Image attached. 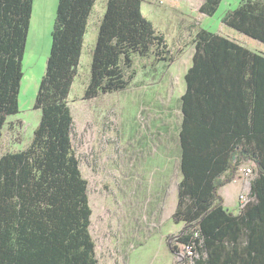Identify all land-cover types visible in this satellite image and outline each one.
Instances as JSON below:
<instances>
[{"label":"trees","instance_id":"obj_1","mask_svg":"<svg viewBox=\"0 0 264 264\" xmlns=\"http://www.w3.org/2000/svg\"><path fill=\"white\" fill-rule=\"evenodd\" d=\"M95 1L58 0L49 54L33 102V108L40 111L39 121L28 146L0 155V264L97 262L88 230L91 208L87 181L73 151V119L68 105ZM220 2L203 0L198 11L210 16ZM32 3L0 0V133L8 118L19 112ZM141 3L107 0L91 51L84 99L125 89L134 77L136 55L153 54L157 60L167 62L175 59L164 33L143 14ZM221 21L264 43V0H241L225 12ZM193 44L192 65L184 75L187 90L181 96V179L171 214L173 222H182L183 226L169 236L167 246L174 248L170 239L175 236L179 242H194L195 264H264L261 149L259 154L241 148L229 157L227 153L221 155L217 125L212 123L208 129L202 124L205 116L200 115L201 111L191 122L186 104L192 79H202L204 91L217 86L220 92L209 96L232 98L236 108L234 134H240V143L245 144L247 116L256 105L258 108L260 100L264 56L205 28L196 31ZM250 105L254 107L250 109ZM248 160L256 166L248 200L232 213L223 207L218 189L231 181L240 164Z\"/></svg>","mask_w":264,"mask_h":264},{"label":"rangeland","instance_id":"obj_2","mask_svg":"<svg viewBox=\"0 0 264 264\" xmlns=\"http://www.w3.org/2000/svg\"><path fill=\"white\" fill-rule=\"evenodd\" d=\"M240 1L221 0L207 16L198 11L203 0H142L143 14L164 33L175 59L167 62L153 54L136 55L134 77L125 89L84 99L91 51L107 2L95 1L68 105L73 119L72 147L87 181L88 230L95 243L96 264L172 262L167 239L179 232L171 214L181 179L182 72L198 28L230 32L221 20ZM57 2L33 0L19 112L1 130L0 155L28 146L39 121L40 111L33 108V102L49 54ZM241 181L240 192L248 195L249 184ZM236 207H240L238 202Z\"/></svg>","mask_w":264,"mask_h":264},{"label":"crops","instance_id":"obj_3","mask_svg":"<svg viewBox=\"0 0 264 264\" xmlns=\"http://www.w3.org/2000/svg\"><path fill=\"white\" fill-rule=\"evenodd\" d=\"M234 9V8H233ZM232 10V9H229ZM205 15V14H204ZM222 25L226 27L225 31H230L228 33L223 32H215L218 34H221L223 36H226L230 39L235 40L239 44L247 47L249 50L256 52L262 56H264V43L253 39L251 37H248L244 35L243 33L226 26L222 21ZM222 26V27H223ZM204 28V27H199ZM198 28V29H199ZM206 29V28H205ZM208 31H211L207 29ZM223 30V29H222ZM213 32V31H211ZM196 33V32H195ZM195 35V34H194ZM239 37V38H238ZM166 38V37H165ZM194 52V44L192 47L191 52L189 53V60L185 68L183 69L182 75L184 76L187 69L192 65V55ZM184 78V77H183ZM260 80L263 82L262 86H259L262 88L260 90V100H258V108L256 105V108L253 113H249L247 116V135H248V142L245 144L240 143L241 136L240 134H234V131L236 129L235 122H234V111H236V108L234 107V101L229 98H225L223 96H216L215 98H212L209 96L210 93H219V89L217 86H209L206 91H204V86L202 82V79L199 77L196 79H192V83L190 84V89L188 91V112L190 114V117H192L191 122L195 119L196 115L200 112V115H203L204 120L201 121L202 124H205L208 129L209 126L212 123H215L217 125L216 132L218 133V137H220V140L222 141L218 147L220 148L219 153L221 155H224L227 153V157H229L233 151L246 149L248 151H255L257 154H259V149H261L260 155L264 157V76L260 78ZM181 92H180V109H181V96L186 92L187 90V82L184 78L183 81H181ZM206 82V80H205ZM244 88V87H243ZM250 90L249 87L245 88V90ZM187 96V95H186ZM251 95L247 94V98H250ZM255 97V96H254ZM255 103V102H253ZM254 107V105H250V109ZM182 112H181V119H182ZM238 121V118H237ZM228 137L227 142L225 141L223 143V140ZM242 164H246L249 166H252L254 168V171L256 169L255 162L253 160L243 161ZM224 177V174H221L219 176L220 179ZM242 176L238 175L237 172L235 174V177L225 183L224 185L220 186L218 189V194L222 198V205L223 207L231 211L232 213H237L238 209L236 207L238 195L240 193L241 187H242ZM177 202V195L175 199L174 209ZM230 205V206H229ZM178 224V228L176 231H179L181 227L183 226L182 222L175 223ZM156 263H159L157 261Z\"/></svg>","mask_w":264,"mask_h":264},{"label":"built area","instance_id":"obj_4","mask_svg":"<svg viewBox=\"0 0 264 264\" xmlns=\"http://www.w3.org/2000/svg\"><path fill=\"white\" fill-rule=\"evenodd\" d=\"M237 174L242 176L245 183L250 184V181L254 176V168L252 166L246 165L239 167ZM248 200L247 194L243 191L238 195V205L242 206ZM197 232H194V236ZM177 236L170 239V242L174 246L172 250V262L170 264H195V259L197 258V253L195 250L194 242H179L176 238Z\"/></svg>","mask_w":264,"mask_h":264}]
</instances>
